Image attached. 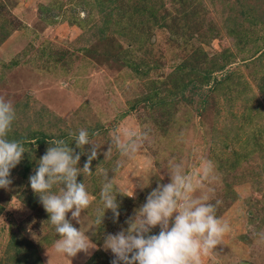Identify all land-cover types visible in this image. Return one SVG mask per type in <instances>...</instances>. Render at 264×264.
<instances>
[{"label": "rangeland", "instance_id": "obj_1", "mask_svg": "<svg viewBox=\"0 0 264 264\" xmlns=\"http://www.w3.org/2000/svg\"><path fill=\"white\" fill-rule=\"evenodd\" d=\"M0 96L16 111L8 139L26 148L0 188V264L23 246L41 264H69L28 178L54 140L80 152L81 128L102 147L94 174L78 177L95 200L72 223L96 248L71 264H111L104 237L169 182L173 159L196 175L201 159L215 165L210 202L231 231L204 264H264L253 236L264 231V0H0ZM129 132L148 139L126 157L112 141ZM101 169L115 175L120 216L113 223L108 210L99 226ZM141 180L146 188L127 197Z\"/></svg>", "mask_w": 264, "mask_h": 264}, {"label": "clouds", "instance_id": "obj_2", "mask_svg": "<svg viewBox=\"0 0 264 264\" xmlns=\"http://www.w3.org/2000/svg\"><path fill=\"white\" fill-rule=\"evenodd\" d=\"M15 119L12 102L0 96V188L6 190L12 184L11 170L26 153L22 141L8 139ZM147 139L146 134L129 132L124 139L115 136L112 144L122 156L131 157L141 151ZM74 141L76 148L81 150L78 153L64 139L51 142L37 161L34 174L28 178L31 190L39 197L49 216L48 222L59 237L53 243L54 252L68 259L69 264L78 253L90 255L91 250L96 248L87 232L75 227L72 221L80 224L82 212L95 200L84 180L78 182V177L94 174L92 162L101 154L99 150L102 147L93 142L89 131L84 128L78 130ZM86 145L90 146L87 153L83 151ZM110 152L111 145L103 153L104 158ZM81 155L87 156L82 168L78 166ZM198 167L199 175H196L188 171L183 160L170 161L167 172L169 182L157 183L145 202L125 220L127 228L104 237V248L114 257L111 264H204L206 258L217 254V246L231 231V226L216 215L220 202H210L213 190L208 185L216 179L214 162L201 159ZM101 172L103 211L98 210L95 220L99 226L108 210L112 213L113 223L120 216L115 175L109 178L107 169H101ZM143 183H131L127 197L134 198L137 187L141 190L146 188ZM147 183L150 184V178ZM69 213L71 219L67 218ZM156 228H159L158 234H152ZM253 236L258 244H264V231H254Z\"/></svg>", "mask_w": 264, "mask_h": 264}, {"label": "trees", "instance_id": "obj_3", "mask_svg": "<svg viewBox=\"0 0 264 264\" xmlns=\"http://www.w3.org/2000/svg\"><path fill=\"white\" fill-rule=\"evenodd\" d=\"M212 83H213V87H214L216 83L215 82H212ZM26 166H27V169H28L29 166H30L29 163H27ZM11 242H12V245L14 246V245H17L18 240L16 241V238L13 236ZM18 244H20V243H18ZM25 248H26V246H23V249H20V251H23V256H21V257L16 256L15 259L13 258V262L12 263L13 264H20V259H23V264H41L38 256L31 255L30 249H25ZM98 257L99 256L96 253V254H94L92 256V259L95 260ZM104 261H105V259H104ZM86 264H91V263L88 262Z\"/></svg>", "mask_w": 264, "mask_h": 264}, {"label": "crops", "instance_id": "obj_4", "mask_svg": "<svg viewBox=\"0 0 264 264\" xmlns=\"http://www.w3.org/2000/svg\"><path fill=\"white\" fill-rule=\"evenodd\" d=\"M92 256V255H91Z\"/></svg>", "mask_w": 264, "mask_h": 264}]
</instances>
